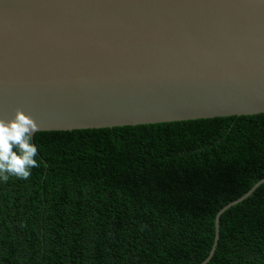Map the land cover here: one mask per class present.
Here are the masks:
<instances>
[{"label":"trees","instance_id":"1","mask_svg":"<svg viewBox=\"0 0 264 264\" xmlns=\"http://www.w3.org/2000/svg\"><path fill=\"white\" fill-rule=\"evenodd\" d=\"M32 141L40 166L0 180V264H199L264 177V113ZM205 264H264V182Z\"/></svg>","mask_w":264,"mask_h":264},{"label":"water","instance_id":"2","mask_svg":"<svg viewBox=\"0 0 264 264\" xmlns=\"http://www.w3.org/2000/svg\"><path fill=\"white\" fill-rule=\"evenodd\" d=\"M17 108L37 132L262 114L264 0H0V117Z\"/></svg>","mask_w":264,"mask_h":264},{"label":"clouds","instance_id":"3","mask_svg":"<svg viewBox=\"0 0 264 264\" xmlns=\"http://www.w3.org/2000/svg\"><path fill=\"white\" fill-rule=\"evenodd\" d=\"M38 130L34 117L20 108L11 119L0 117V180H27L31 170L40 166L36 158L38 149L32 141Z\"/></svg>","mask_w":264,"mask_h":264}]
</instances>
